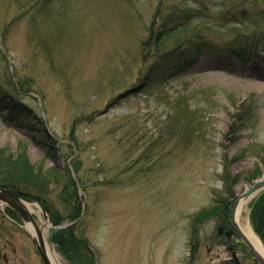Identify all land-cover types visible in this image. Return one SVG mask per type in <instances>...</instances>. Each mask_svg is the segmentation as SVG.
I'll return each instance as SVG.
<instances>
[{
    "label": "rangeland",
    "instance_id": "374dc122",
    "mask_svg": "<svg viewBox=\"0 0 264 264\" xmlns=\"http://www.w3.org/2000/svg\"><path fill=\"white\" fill-rule=\"evenodd\" d=\"M166 4L155 20L161 0H0V150L16 158L24 149L37 173H60L45 196L63 214L60 192L72 176L83 208L78 234L95 264H233V253L240 264H255L240 239L225 234L234 201L264 177V60L242 64L230 54L235 33L253 28L239 23L254 7ZM173 9L181 21L194 16L212 49L164 85L147 86L155 59L146 63L145 44L156 54ZM179 38L162 42L161 53L185 45ZM244 102L254 120L232 133ZM37 118L55 141V157L40 146L46 136ZM263 196L252 199L244 220L264 244L253 217ZM11 211L0 203V264H45ZM50 223L47 237L65 264H81L52 242L54 230L74 222Z\"/></svg>",
    "mask_w": 264,
    "mask_h": 264
},
{
    "label": "trees",
    "instance_id": "16d2710c",
    "mask_svg": "<svg viewBox=\"0 0 264 264\" xmlns=\"http://www.w3.org/2000/svg\"><path fill=\"white\" fill-rule=\"evenodd\" d=\"M166 1L161 0V5L156 14L157 19L155 18V20L161 17L162 8L167 5ZM245 1L250 3L254 7V10L248 14H244L243 21L238 23L241 25H251L253 28L237 31L231 43L233 47L231 54L239 58L243 64H247L248 61L256 58L264 60V56H262L264 54V0H243V2ZM194 10L195 8L190 9V15H193ZM179 16L177 10L173 9L168 11L163 17L162 27L164 28V32L162 33L165 34H160L155 38L154 44L157 47L156 54L154 53L153 56L150 54V41L145 44L148 54L146 53L144 60L147 63L151 57L155 59L147 75V86L155 85L156 83L158 85H164L170 78L184 71L187 62L191 61L192 58L196 59L198 52H207L212 49L207 46L205 37L203 38V32L206 30L204 31V28H199L192 22V17L194 16H188L187 18L189 19H186L185 22L181 21ZM151 30L154 34L153 25L151 26ZM174 34H179V39L187 42L175 50L162 54L160 50L161 43L163 42L165 44L166 40ZM193 50L195 52L194 54L192 53ZM0 102L5 103L6 98L0 99ZM247 104V102L242 103V111L234 116V124L238 121L240 122V126L239 128H232V133L248 127V124L253 122L254 111L252 108H248ZM18 109L13 106V111H21ZM27 117H29L28 114ZM43 123L40 119L34 123V125L40 127H38L40 131H45L46 143L40 146L45 149L47 154L51 155L54 153L53 157H55V149L53 147L55 141L46 129L45 124L43 126ZM35 142L37 144L40 143L36 139ZM262 160L264 162V156ZM59 175L60 173L55 169L50 172L41 171L37 173L34 166L29 162L24 149L21 150L20 155H17L16 158L5 155V152L0 150V185L20 192L29 199L38 201L49 212L54 226L62 225L66 218L74 222L72 226L54 230L52 242L58 246V250L72 263L95 264V254L90 247L88 239L78 234L79 220L83 217V208L79 200L77 185L72 176H69L60 192L62 201L67 207L68 214H63L60 210L51 208L50 201L45 196V192L49 191L52 183H59ZM23 185L26 186V189L22 188ZM30 186L33 191L27 189ZM215 211L216 209L210 212H204L200 217L214 214L216 213ZM11 213L16 216L15 212L11 211ZM253 217L256 221V231L264 241V196L261 197L259 203L255 206ZM83 220L84 218L81 221Z\"/></svg>",
    "mask_w": 264,
    "mask_h": 264
},
{
    "label": "bare ground",
    "instance_id": "6f19581e",
    "mask_svg": "<svg viewBox=\"0 0 264 264\" xmlns=\"http://www.w3.org/2000/svg\"><path fill=\"white\" fill-rule=\"evenodd\" d=\"M230 54H231V51H230ZM231 56H234V55L231 54ZM235 58H237V57H235ZM237 59H239V58H237ZM262 179H264V177ZM0 188H5V189H8V190H11V189H9L7 187H4V186H1V185H0ZM15 192H17V191H15ZM18 193H20V192H18ZM259 193L260 192L254 194L250 198H243V197H240L239 198L238 203H237V208H236V221L240 225L242 231L244 232V234L246 235V237L248 238V240L254 246L255 250L258 251V252H260L262 254V256L264 257V244H263L262 240L252 230V228L250 227V225L248 224V222L246 220H244L245 213L247 212V208H248L249 203ZM20 194L22 196H24L22 193H20ZM24 197H26V196H24ZM27 199H29V198H27ZM29 200H31V201L20 200L18 203L25 210H27L28 212H30V214H32L35 217V220H36V222L38 224V227L40 229V232L42 234V237H43V240H44V245H45V248H46V251H47V254H48V257H49L50 262L52 264H65L63 258L55 250L54 246L51 244V242H50V240H49V238L47 237V234H46V230L51 227V223L50 222H52V221H49L46 218V217H50L49 212L42 207V209L45 210L44 217L46 219L45 222L42 223L41 222V220H42L41 214L38 212V210L34 209V207H37L38 208V204H37L38 201L35 202V200H32V199H29ZM32 201L35 202V203H33ZM0 203H2V202H0ZM4 204H6V203H4ZM6 205H8V204H6ZM8 207H9V205H8ZM13 211L21 219V217L19 216V214L14 209H13ZM42 212H44V211L42 210ZM49 219L51 220V218H49ZM21 221H22V219H21ZM24 228L33 237V239L35 241L40 242V240H41L40 239V232H38V230H37V228H36V226L34 225L33 222H26V223H24Z\"/></svg>",
    "mask_w": 264,
    "mask_h": 264
},
{
    "label": "water",
    "instance_id": "95a60500",
    "mask_svg": "<svg viewBox=\"0 0 264 264\" xmlns=\"http://www.w3.org/2000/svg\"><path fill=\"white\" fill-rule=\"evenodd\" d=\"M263 190H264V179H261V180L255 182L253 185H250L247 188L246 192L241 197L250 198L254 194L261 192ZM20 200L31 201V200L27 199L26 197L22 196L18 192H15L13 190H8L5 188H0V202L8 204L10 208L14 209L19 214V216L21 217V219L24 223L33 222L34 225L36 226L38 232H40V229H39L38 224L35 220V217L32 214H30V212L25 210L18 203ZM238 200H239V198L234 202L232 210H231V226H232L233 232H235V234L239 237V239L248 247V249L253 254L254 259L257 262V264H264V257L262 256V254L260 252L255 250L254 246L248 240V238L246 237V235L242 231L240 225L236 221V208H237ZM33 203H35V202H33ZM42 210L45 212L44 209H42ZM40 239H41L40 242L35 241L37 248H38V251L41 254L45 264H52L49 260L41 232H40Z\"/></svg>",
    "mask_w": 264,
    "mask_h": 264
},
{
    "label": "flooded vegetation",
    "instance_id": "af4514ba",
    "mask_svg": "<svg viewBox=\"0 0 264 264\" xmlns=\"http://www.w3.org/2000/svg\"><path fill=\"white\" fill-rule=\"evenodd\" d=\"M224 233V230L223 229H220V234ZM227 238H231L234 236L233 234V231L231 229V227L229 228V230L225 233ZM237 254L236 253H233V259H232V263L233 264H240V261L238 260V256H236Z\"/></svg>",
    "mask_w": 264,
    "mask_h": 264
}]
</instances>
